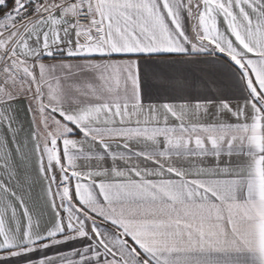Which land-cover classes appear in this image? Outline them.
Masks as SVG:
<instances>
[{
  "label": "snow or ice",
  "instance_id": "obj_1",
  "mask_svg": "<svg viewBox=\"0 0 264 264\" xmlns=\"http://www.w3.org/2000/svg\"><path fill=\"white\" fill-rule=\"evenodd\" d=\"M0 264H264V0H0Z\"/></svg>",
  "mask_w": 264,
  "mask_h": 264
}]
</instances>
